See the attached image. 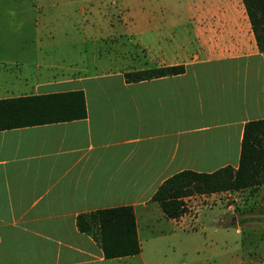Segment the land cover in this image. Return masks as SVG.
Listing matches in <instances>:
<instances>
[{
	"label": "crops",
	"instance_id": "obj_1",
	"mask_svg": "<svg viewBox=\"0 0 264 264\" xmlns=\"http://www.w3.org/2000/svg\"><path fill=\"white\" fill-rule=\"evenodd\" d=\"M158 9L151 19L144 7L140 20L122 16L142 51L134 69L64 73L45 54L32 74L23 72L16 52L41 38L0 33V90H18L0 91V98L82 89L87 110L77 119L0 129V264H256L254 249L264 243L243 240L254 217L226 203L225 192L194 195L208 203L191 210L187 201L178 217H168L152 195L179 170L238 165L245 122L264 118V51L242 0L187 1L179 16L169 4L166 15ZM173 64L184 71L124 76ZM224 201L228 211L211 212ZM125 204L133 206L141 250L105 258L79 230L77 215ZM140 221L151 231L162 222L144 235L148 253Z\"/></svg>",
	"mask_w": 264,
	"mask_h": 264
},
{
	"label": "rangeland",
	"instance_id": "obj_2",
	"mask_svg": "<svg viewBox=\"0 0 264 264\" xmlns=\"http://www.w3.org/2000/svg\"><path fill=\"white\" fill-rule=\"evenodd\" d=\"M187 1L192 0H0V33L9 32L16 38L29 37L32 40L35 36L41 38L31 41L29 46L24 45L20 52H16L17 56H22L24 60L21 65L24 68L21 70L23 72L32 74L35 63L43 62L45 54L60 63L59 72L64 73L101 72L108 67L113 70L123 67L132 69L142 61L143 56L136 44L133 27L128 28L122 24L123 14H129L127 16L131 20H140V8L144 7L146 17L151 19L153 16L161 15L159 7L163 8L162 11L166 15V6L169 4L168 10H172L174 16H179L184 13L183 4ZM123 5L129 7L127 12ZM11 90L14 88H1L0 91ZM14 91L17 93L18 90ZM223 192L225 195H222V199L226 203L233 202L234 207L237 206V211L244 212L242 215L254 217L245 224L244 243L256 245L264 243V184L239 191ZM198 194H192L188 200L191 210L196 208L198 203L200 205L208 203L207 199L197 202L194 195ZM225 201L217 203L211 212L228 211ZM157 222L159 223L155 224V229L162 225V222ZM230 228L232 238H236V233L232 231L233 227ZM151 229L153 227L145 226L140 221L141 241L145 253L150 251V247L145 242L147 236L144 235H150L155 231ZM147 239L148 242L151 240ZM169 253L171 254V251ZM254 257L256 264H264V248L256 247ZM109 262L142 264L135 258Z\"/></svg>",
	"mask_w": 264,
	"mask_h": 264
},
{
	"label": "trees",
	"instance_id": "obj_3",
	"mask_svg": "<svg viewBox=\"0 0 264 264\" xmlns=\"http://www.w3.org/2000/svg\"><path fill=\"white\" fill-rule=\"evenodd\" d=\"M256 43L264 51V0H242ZM183 64L129 70L128 81L175 74ZM82 89L23 94L0 98V129L71 120L86 116ZM264 184V118L245 122L239 161L236 167L224 165L212 171L182 169L165 178L152 195L168 217L188 210L184 197L194 193L240 190ZM79 230L94 237L105 258L138 254L141 250L133 206L102 207L81 212L76 218Z\"/></svg>",
	"mask_w": 264,
	"mask_h": 264
},
{
	"label": "built area",
	"instance_id": "obj_4",
	"mask_svg": "<svg viewBox=\"0 0 264 264\" xmlns=\"http://www.w3.org/2000/svg\"><path fill=\"white\" fill-rule=\"evenodd\" d=\"M189 197H191V195H188V196L184 197V200H185V202H186V204H187V207H188V203H187V201L189 200Z\"/></svg>",
	"mask_w": 264,
	"mask_h": 264
}]
</instances>
